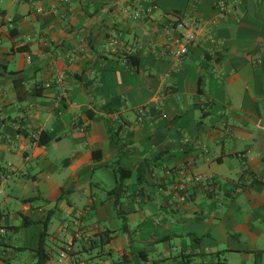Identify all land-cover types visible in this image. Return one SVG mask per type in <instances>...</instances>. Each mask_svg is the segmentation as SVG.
I'll use <instances>...</instances> for the list:
<instances>
[{
  "label": "crops",
  "instance_id": "crops-1",
  "mask_svg": "<svg viewBox=\"0 0 264 264\" xmlns=\"http://www.w3.org/2000/svg\"><path fill=\"white\" fill-rule=\"evenodd\" d=\"M220 1L0 0V264L49 213L46 264H264V0Z\"/></svg>",
  "mask_w": 264,
  "mask_h": 264
},
{
  "label": "built area",
  "instance_id": "built-area-1",
  "mask_svg": "<svg viewBox=\"0 0 264 264\" xmlns=\"http://www.w3.org/2000/svg\"><path fill=\"white\" fill-rule=\"evenodd\" d=\"M218 5L222 8L226 7V2L224 0H221ZM133 18L138 19L140 17L139 12H133ZM0 19L2 20H7L8 22H12V18L7 17L3 15L0 12ZM163 33L166 36L167 40V45H176L177 49L174 50V55L183 57L189 52V48L191 44L195 41L196 39V34L194 31H192L187 24L182 21V20H176L175 22L167 24L163 28ZM115 41H111L110 45H115ZM129 51L132 50V47L128 48ZM59 81L61 79L59 78ZM146 108L141 107L139 109V113L141 115L145 114ZM8 179V175L6 173L2 174L0 176V182L6 181ZM189 178H184L182 181H178L177 184L175 185L176 189H181L184 187V184L187 183ZM196 183L203 184L205 187H207L209 190H214L217 185H219V181L215 179L212 175H205L202 173H198L194 176L193 179ZM242 191V186H237L235 188V192H241ZM208 264V263H206Z\"/></svg>",
  "mask_w": 264,
  "mask_h": 264
},
{
  "label": "trees",
  "instance_id": "trees-1",
  "mask_svg": "<svg viewBox=\"0 0 264 264\" xmlns=\"http://www.w3.org/2000/svg\"><path fill=\"white\" fill-rule=\"evenodd\" d=\"M129 60H132V57H128ZM117 109L113 108V107H110V110H109V113H113L115 112ZM91 113V112H90ZM92 114V113H91ZM143 170H144V166H140L138 168V171L137 173H139V177L142 175L143 173ZM114 171L117 175V185L114 189H112L110 191V193L112 195H114L115 197V202L117 205H119L121 203V194L123 191H125V181L130 178L133 174V172L131 170H127V169H124L122 168L121 166L118 165V167H114ZM3 215V212L0 210V219ZM50 219H51V215L50 213L48 214V216L45 218L44 221H42V225H43V231L41 233V236H40V240H39V247H38V250H37V261L34 263V264H46L47 263V260L49 258V255H48V252L46 250V236H47V231H48V224L50 222ZM120 219H121V230L123 231H126V232H129V226H128V222H127V217L124 213L121 214L120 216ZM35 222L34 221H30V220H26L25 223L22 225V226H25V225H29V224H34ZM20 226V227H22ZM20 227H15V228H20ZM117 234L116 231H104L100 234L101 236V244H106L107 242H109V240L111 238H113L115 235ZM132 254L131 252L129 253H125L123 255V264H129L132 259L131 258H128V255ZM141 257L144 258V255H139ZM156 264V263H154Z\"/></svg>",
  "mask_w": 264,
  "mask_h": 264
},
{
  "label": "rangeland",
  "instance_id": "rangeland-1",
  "mask_svg": "<svg viewBox=\"0 0 264 264\" xmlns=\"http://www.w3.org/2000/svg\"><path fill=\"white\" fill-rule=\"evenodd\" d=\"M3 198H4V196H1V195H0V200L3 199ZM6 206H7V205H5L4 209L6 208ZM9 208H10V207H9ZM10 209H11V208H10Z\"/></svg>",
  "mask_w": 264,
  "mask_h": 264
}]
</instances>
